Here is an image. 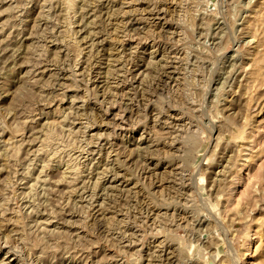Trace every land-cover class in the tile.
Masks as SVG:
<instances>
[{
  "label": "rangeland",
  "instance_id": "374dc122",
  "mask_svg": "<svg viewBox=\"0 0 264 264\" xmlns=\"http://www.w3.org/2000/svg\"><path fill=\"white\" fill-rule=\"evenodd\" d=\"M0 264H264V0H0Z\"/></svg>",
  "mask_w": 264,
  "mask_h": 264
},
{
  "label": "bare ground",
  "instance_id": "6f19581e",
  "mask_svg": "<svg viewBox=\"0 0 264 264\" xmlns=\"http://www.w3.org/2000/svg\"><path fill=\"white\" fill-rule=\"evenodd\" d=\"M216 16V15H215ZM74 37V36H73ZM47 100V99H46ZM48 134V133H47ZM65 176V175H64ZM96 182V181H95ZM6 241V240H5Z\"/></svg>",
  "mask_w": 264,
  "mask_h": 264
}]
</instances>
